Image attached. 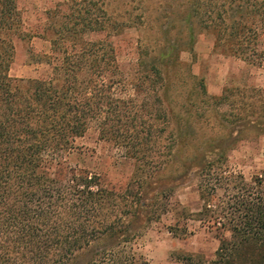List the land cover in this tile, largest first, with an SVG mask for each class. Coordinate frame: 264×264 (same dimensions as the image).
<instances>
[{
	"label": "trees",
	"instance_id": "1",
	"mask_svg": "<svg viewBox=\"0 0 264 264\" xmlns=\"http://www.w3.org/2000/svg\"><path fill=\"white\" fill-rule=\"evenodd\" d=\"M73 2L77 17L42 27L50 52L37 62L51 73L25 78L9 75L10 36L23 25L17 0H0V264H147L129 243L173 184L192 175L201 207L188 214L223 232L216 257L203 264H264V169L247 179L226 163L237 142L264 136V92L224 86L210 95L191 66L201 31L214 36V50L251 61L264 31V0H191L159 24V36L136 63L147 78H134L136 97L127 98L112 92L120 78L114 47L88 37L107 29L104 8L97 0ZM208 7L211 19H196ZM184 51L191 62L181 59ZM138 96L159 106L149 109V123L134 109ZM223 104L229 110L221 111ZM207 120L219 131L204 129ZM93 121L134 162L123 188L65 161ZM154 122L171 137L166 145L163 133L156 136L161 157L143 147L141 126Z\"/></svg>",
	"mask_w": 264,
	"mask_h": 264
},
{
	"label": "rangeland",
	"instance_id": "2",
	"mask_svg": "<svg viewBox=\"0 0 264 264\" xmlns=\"http://www.w3.org/2000/svg\"><path fill=\"white\" fill-rule=\"evenodd\" d=\"M77 0H17L23 25L19 32L10 36L13 43V59L9 67L11 77H47L51 66L37 62V55L50 52V43L42 37V27L54 19L68 21L77 17ZM191 0H97L104 10L107 29L88 36L91 39H103L110 43L116 53L120 66V78L112 83V92L116 96L136 97L132 88L134 78H147L148 73L142 66L136 65L139 57H145L154 38L159 36V24L173 20L185 10ZM202 3L204 0H194ZM204 10L196 15L199 21H209L212 14ZM214 36L207 31L196 34L194 57L184 51L180 57L191 62L192 71L205 81L208 94L217 95L224 86L228 88L256 87L264 92V31L258 38L257 52L251 61L221 53L213 49ZM249 91H247V94ZM147 103V104H146ZM146 104V106H144ZM134 105L139 116L149 123V109H159L150 99L138 96ZM221 111L229 110L227 104ZM153 112V110H152ZM130 125L132 114L128 115ZM139 117V118H140ZM141 118V120L144 118ZM204 117V114L202 115ZM136 119V118H135ZM207 119V118H203ZM202 119V120H203ZM140 120V121H141ZM137 121V120H136ZM138 124V122H137ZM204 129L218 132L219 128L212 120L203 122ZM144 135L143 147L153 154L165 153L163 144L156 136L163 137L170 144L168 130L154 122V126H141ZM102 136L96 121L86 132L75 139L76 149L65 156L66 163L76 169H86L99 175L107 187L123 188L131 180L134 162L125 156V149L113 139ZM165 143V142H164ZM149 163L156 166L161 158ZM227 169L242 173L247 179L264 169V136L245 138L237 142L227 152ZM161 204V205H160ZM156 205V204H155ZM160 205V206H159ZM155 206L153 219L129 243L131 251L139 260L147 264H203L216 257L222 229H215L190 216L201 207L195 176L176 182ZM227 235V234H225Z\"/></svg>",
	"mask_w": 264,
	"mask_h": 264
}]
</instances>
